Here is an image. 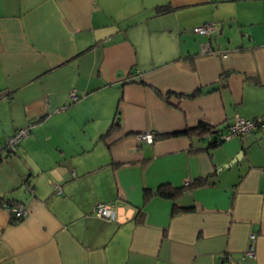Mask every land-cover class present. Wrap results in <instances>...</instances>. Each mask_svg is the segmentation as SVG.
I'll return each instance as SVG.
<instances>
[{
	"label": "crops",
	"instance_id": "obj_1",
	"mask_svg": "<svg viewBox=\"0 0 264 264\" xmlns=\"http://www.w3.org/2000/svg\"><path fill=\"white\" fill-rule=\"evenodd\" d=\"M239 117L264 120V0H0V143L28 127L0 161L27 211L0 205V264H264V126L159 135Z\"/></svg>",
	"mask_w": 264,
	"mask_h": 264
},
{
	"label": "built area",
	"instance_id": "obj_2",
	"mask_svg": "<svg viewBox=\"0 0 264 264\" xmlns=\"http://www.w3.org/2000/svg\"><path fill=\"white\" fill-rule=\"evenodd\" d=\"M213 29L214 25L209 23L200 26H194L192 28L195 33L199 34H210ZM205 45L207 44L205 43ZM202 49L203 52H205L210 49V47L209 45H207L204 46ZM70 96L73 99L77 97L74 90L70 91ZM262 126H264V120H262L261 117H255L251 119L239 117L236 118L233 123L227 127V130L225 132L221 133V138L223 140H226L233 136L240 137L246 134L247 132ZM27 134L28 127H23L18 129L12 135H10L3 143H0V161L4 160L6 157L14 153V151L16 150L17 143ZM140 138L146 141L147 143H152L154 141V134L153 132H144L140 135ZM262 172H264V170H262ZM0 205L4 209L8 210L14 219L22 218L27 212L25 205L18 201H3ZM94 213L99 217L107 219L108 221L115 220V210L113 204L98 202L94 207ZM244 254L249 257H254L255 252L252 244L248 246Z\"/></svg>",
	"mask_w": 264,
	"mask_h": 264
},
{
	"label": "trees",
	"instance_id": "obj_3",
	"mask_svg": "<svg viewBox=\"0 0 264 264\" xmlns=\"http://www.w3.org/2000/svg\"><path fill=\"white\" fill-rule=\"evenodd\" d=\"M169 10H171V6L168 3L158 4L155 6L154 13L156 15H158V14H163L165 12H168ZM200 91H201V89L197 88V89H194L193 91H191L190 93H187L184 95L194 96V95L199 94ZM166 93H170V91H167ZM181 95H182V93H181ZM192 132L199 134V135H202V136L205 133H210V135H209L210 138H209L207 147H215V146L219 145L221 142H223V139L221 138L222 130L216 126L209 125L208 123H206L204 121H199L193 127H186L184 129H181V130L164 132V133H161L159 135H162L163 137H167V136H174V135H178V134H189ZM153 134H154V140H155V138L158 137V134H156V133H153ZM208 176L209 175L199 176V177L193 179L192 181H187L185 184H183V186H180V187H174V186H171L170 184H161L156 189V191L154 193L156 195L164 197V198L175 199L185 189L197 188V187H201V186L208 184L209 183ZM151 193L152 192L150 190H145V192H144V204L149 200ZM6 201H11V200H6ZM13 201H16V200H13ZM2 202L3 201L0 199V204ZM179 210H181V206H178L175 203H173L172 214L177 213Z\"/></svg>",
	"mask_w": 264,
	"mask_h": 264
},
{
	"label": "water",
	"instance_id": "obj_4",
	"mask_svg": "<svg viewBox=\"0 0 264 264\" xmlns=\"http://www.w3.org/2000/svg\"><path fill=\"white\" fill-rule=\"evenodd\" d=\"M241 153L242 152L239 151L237 154L234 155V157L228 163H225V164L221 165L218 169H221L224 166H229L231 163H233L235 160H237L239 158V156L241 155Z\"/></svg>",
	"mask_w": 264,
	"mask_h": 264
},
{
	"label": "rangeland",
	"instance_id": "obj_5",
	"mask_svg": "<svg viewBox=\"0 0 264 264\" xmlns=\"http://www.w3.org/2000/svg\"><path fill=\"white\" fill-rule=\"evenodd\" d=\"M191 31L193 32V30H192V29H191ZM194 34H195V35H197V36L199 35V34H197V33H194Z\"/></svg>",
	"mask_w": 264,
	"mask_h": 264
}]
</instances>
